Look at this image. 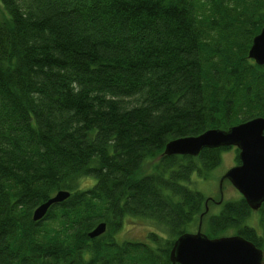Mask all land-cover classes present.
I'll list each match as a JSON object with an SVG mask.
<instances>
[{
    "label": "trees",
    "instance_id": "1",
    "mask_svg": "<svg viewBox=\"0 0 264 264\" xmlns=\"http://www.w3.org/2000/svg\"><path fill=\"white\" fill-rule=\"evenodd\" d=\"M0 8V264H172L175 241L206 215L208 199L184 184L206 179L231 149H165L264 118V67L249 58L264 0ZM60 192L71 196L34 221ZM126 218L157 233L120 242ZM101 224L106 233L90 239ZM202 231H233L264 252V205L255 214L243 198L227 203Z\"/></svg>",
    "mask_w": 264,
    "mask_h": 264
},
{
    "label": "water",
    "instance_id": "2",
    "mask_svg": "<svg viewBox=\"0 0 264 264\" xmlns=\"http://www.w3.org/2000/svg\"><path fill=\"white\" fill-rule=\"evenodd\" d=\"M249 58L264 67V29L253 42ZM236 148L241 165L228 171L221 183L228 181L240 192L253 212L264 205V118L246 122L227 132L209 131L197 138L171 142L165 149L168 157H198L206 149ZM70 193L60 192L35 213L34 221L44 219L52 206L70 198ZM101 224L89 238L95 240L106 233ZM170 255L172 264H264V253L251 242L239 236L210 239L202 233V223L196 235L185 234L174 243Z\"/></svg>",
    "mask_w": 264,
    "mask_h": 264
},
{
    "label": "rangeland",
    "instance_id": "3",
    "mask_svg": "<svg viewBox=\"0 0 264 264\" xmlns=\"http://www.w3.org/2000/svg\"><path fill=\"white\" fill-rule=\"evenodd\" d=\"M1 9V8H0ZM237 151L236 150H228L222 154V162L221 165L213 171L206 179H200L197 175H195L190 183L184 184L192 191L198 192L202 194L206 199L214 200L210 201V205L206 207V219H209L213 216H218L223 210L222 206H217L215 203H219L221 201V181L223 177L226 175L228 171L235 168L237 166ZM155 162H149L145 165L144 173H149L151 166H153ZM85 184V183H84ZM95 182L92 181V186ZM87 185V184H85ZM222 192H223V202L224 205L231 202L240 201L242 196L237 192L229 182H224L222 184ZM205 216H203L205 218ZM203 218V219H204ZM200 223H203L200 221ZM254 227H257L256 218H254V222H251ZM250 223V224H251ZM157 228L150 221L134 219V218H126L124 222V226L119 232L117 239L120 242H129L133 244L139 243H149L148 236L151 233H157ZM197 229L194 225L190 226L188 229V233L193 234L196 233ZM204 233L205 230H204ZM228 235H223V237H231L235 236L233 231L227 233Z\"/></svg>",
    "mask_w": 264,
    "mask_h": 264
},
{
    "label": "flooded vegetation",
    "instance_id": "4",
    "mask_svg": "<svg viewBox=\"0 0 264 264\" xmlns=\"http://www.w3.org/2000/svg\"><path fill=\"white\" fill-rule=\"evenodd\" d=\"M239 165H240V164H239ZM239 165L237 164L236 167H238ZM220 191H221L220 194H221V196H222V197H221V201H220L219 203H215V204H216L217 206H219V205H220V206H222V205L224 206V203H225V202H223V198H224V197H223L222 188H221ZM210 201H214V200H209V202L207 201V202H206V204H207L206 207L209 205ZM201 218H202V217H201ZM203 218H204V217H203Z\"/></svg>",
    "mask_w": 264,
    "mask_h": 264
},
{
    "label": "bare ground",
    "instance_id": "5",
    "mask_svg": "<svg viewBox=\"0 0 264 264\" xmlns=\"http://www.w3.org/2000/svg\"><path fill=\"white\" fill-rule=\"evenodd\" d=\"M204 135V134H203ZM202 136V135H201ZM200 137V136H199ZM192 138H197V137H192ZM263 207V206H262ZM262 209V208H261ZM252 211V210H251ZM253 212V211H252ZM264 253V252H263Z\"/></svg>",
    "mask_w": 264,
    "mask_h": 264
}]
</instances>
